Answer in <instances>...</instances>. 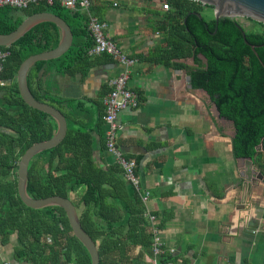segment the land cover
Here are the masks:
<instances>
[{
    "label": "trees",
    "instance_id": "1",
    "mask_svg": "<svg viewBox=\"0 0 264 264\" xmlns=\"http://www.w3.org/2000/svg\"><path fill=\"white\" fill-rule=\"evenodd\" d=\"M179 17L175 23L163 26L167 47L161 55L171 58L193 56V66L171 63L184 68L193 88L205 90L214 100L220 114L233 122V155L251 157L264 172V23L262 29L245 31V44L236 20L221 17L198 18L200 12L194 0H167ZM89 9H68L58 1L38 2L18 9L0 6V33L15 29L25 16L47 11L60 16L73 34L72 45L59 57L35 62L27 72V85L33 96L62 113L65 101L59 97L55 77L85 68L88 49L93 39L88 29ZM244 29V28H243ZM78 36L92 41L82 45ZM59 40V28L51 22H41L29 29L9 46L3 62L0 86V235L17 234L15 257L29 264H91L88 251L73 235L64 210L58 206L33 209L18 196L16 179L7 180L10 169H17L20 156L32 144L49 139L56 129L48 114L28 106L20 97L16 73L29 55L54 48ZM199 55L205 60L203 63ZM67 131L56 146L34 155L28 165L26 191L33 198L59 195L70 198L78 185L85 190L79 199H71L82 228L94 240L99 264H120L135 246L150 247L152 234L143 213L141 200L130 193V183L117 162L106 166L96 155L105 150V134L101 121L87 126L70 120L64 114ZM98 133L96 140L94 133ZM97 149L99 154H97ZM170 259L162 255V260Z\"/></svg>",
    "mask_w": 264,
    "mask_h": 264
},
{
    "label": "crops",
    "instance_id": "2",
    "mask_svg": "<svg viewBox=\"0 0 264 264\" xmlns=\"http://www.w3.org/2000/svg\"><path fill=\"white\" fill-rule=\"evenodd\" d=\"M90 1L92 15L107 25L105 34L135 59L128 85L138 104L117 113L115 142L135 162L139 191L129 186L130 193L140 198L149 192L141 201L143 213L156 216L163 248L156 257L151 246H135L120 264H155L162 255L175 264H264V179L258 177L264 172L251 157L252 165L233 155V122L205 90L186 82V69L171 65L193 66V56L167 62L161 55L167 47L163 26L179 17L171 6L162 9V0ZM75 40L92 41L89 36ZM88 56L91 66L78 65L57 75L55 83L65 101L63 113L70 120L77 115L87 126L101 121L105 133L103 97L121 66L106 54ZM94 136L98 140V133ZM258 150L264 156L262 144ZM98 157L104 166L116 162L106 149ZM6 179L17 183V169ZM78 186L71 199L83 194L85 186L79 194ZM16 245V232L0 235V264H29L15 257Z\"/></svg>",
    "mask_w": 264,
    "mask_h": 264
},
{
    "label": "water",
    "instance_id": "3",
    "mask_svg": "<svg viewBox=\"0 0 264 264\" xmlns=\"http://www.w3.org/2000/svg\"><path fill=\"white\" fill-rule=\"evenodd\" d=\"M201 4L211 5L214 8V20L217 23L221 17H247L254 21L264 23V0H194ZM198 18H201L200 12H193ZM41 22H51L59 28V40L57 45L49 50L34 53L26 57L19 65L16 73V83L20 97L30 107L48 114L55 121L56 129L53 135L46 140L38 141L30 145L20 156L17 164V193L21 201L28 207L40 209L47 206H58L66 214L69 226L73 235L83 244L90 255L91 264H99V254L96 244L91 236L82 228L75 205L71 199L51 195L43 198H33L27 191L28 165L31 158L49 148L56 146L64 138L67 131L66 119L63 113L56 107L36 99L27 85V72L29 68L37 61L51 60L62 55L71 45L73 34L69 25L58 15L47 11L36 12L25 16L18 26L8 33H0V47L9 46L22 37L29 29ZM236 27L241 32L245 44L251 48L258 45L250 44L245 38V30L236 21ZM186 82L190 84V75H186ZM219 111V110H218ZM220 113V112H219ZM246 162L252 165L249 157H242ZM99 160V157L96 156ZM259 178H263L258 173Z\"/></svg>",
    "mask_w": 264,
    "mask_h": 264
},
{
    "label": "built area",
    "instance_id": "4",
    "mask_svg": "<svg viewBox=\"0 0 264 264\" xmlns=\"http://www.w3.org/2000/svg\"><path fill=\"white\" fill-rule=\"evenodd\" d=\"M53 0H0V6L14 7L18 9L26 8L30 4L38 2L52 3ZM58 3L68 9L81 8L88 10L90 0H56ZM162 9L170 8L167 0H162ZM106 23L97 19L93 15L89 17L88 29L92 35L93 45L88 49V54H106L116 60L121 69L119 73L109 79V90L103 97L104 114L103 122L105 128V149L115 157L116 162L120 165L123 171V176L130 185L139 191V178L135 172V162L123 156L116 145L115 136L118 124L116 122L117 113L127 107H136L138 104L136 94L130 89L128 81L130 78V69L135 63V59L123 53L114 42L105 34ZM9 55V51L0 47V75L3 62ZM4 80L0 76V86L4 85ZM149 192L143 191L140 193V200L146 201ZM148 220L152 234L151 250L157 257L163 252L162 242L159 238V229L156 225V216L151 213L145 214ZM155 264H175L169 260L156 261Z\"/></svg>",
    "mask_w": 264,
    "mask_h": 264
},
{
    "label": "rangeland",
    "instance_id": "5",
    "mask_svg": "<svg viewBox=\"0 0 264 264\" xmlns=\"http://www.w3.org/2000/svg\"><path fill=\"white\" fill-rule=\"evenodd\" d=\"M200 13L205 19H210L214 16V8H212L211 5L201 4ZM237 20L247 32L261 30V26H259L258 23H255L254 20H251L247 17H237ZM83 187V185H79L76 189V193H81Z\"/></svg>",
    "mask_w": 264,
    "mask_h": 264
},
{
    "label": "flooded vegetation",
    "instance_id": "6",
    "mask_svg": "<svg viewBox=\"0 0 264 264\" xmlns=\"http://www.w3.org/2000/svg\"><path fill=\"white\" fill-rule=\"evenodd\" d=\"M196 5L197 6H199L200 7V9H201V3L200 2H198L197 1V3H196ZM213 8V7H212ZM213 18H214V16H213ZM235 19V18H234ZM250 19V18H249ZM252 20V19H251ZM236 21L239 23V21L237 20V18H236ZM240 24V23H239ZM241 25V24H240ZM242 26V25H241ZM260 26V25H259ZM243 27V26H242ZM261 29H262V27H261Z\"/></svg>",
    "mask_w": 264,
    "mask_h": 264
}]
</instances>
